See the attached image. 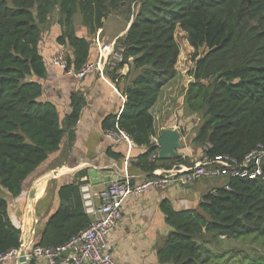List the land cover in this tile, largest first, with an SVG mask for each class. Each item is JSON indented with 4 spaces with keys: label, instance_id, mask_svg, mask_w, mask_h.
Here are the masks:
<instances>
[{
    "label": "trees",
    "instance_id": "16d2710c",
    "mask_svg": "<svg viewBox=\"0 0 264 264\" xmlns=\"http://www.w3.org/2000/svg\"><path fill=\"white\" fill-rule=\"evenodd\" d=\"M111 15L131 24L115 42L120 62L106 68L125 98L124 106L120 115L103 120V133L117 126L132 146L146 148L135 159L147 176L159 168L194 165L183 157L151 160L156 152L152 139L157 138L151 109L177 78L176 32L181 31L194 51L192 81L183 96L184 114L197 119L191 147L201 150L210 144L206 157H227L240 172L255 170V161L249 169L242 165L251 153L264 152V0H0V190L23 199L26 184L41 174L63 140L71 145L84 105L80 95L71 94L70 112L62 117L53 103L41 100L40 81L47 76L39 51L43 36L56 23L55 42L67 53L68 69L79 72L92 51L86 37L102 33ZM77 24L85 37L78 35ZM124 67L128 72L120 76ZM107 156L121 158L110 151ZM258 167L261 176L253 178L203 177H220L223 184L202 196L196 209L175 211L162 201L170 231L157 247L159 262L207 264L204 242L263 238L264 155ZM217 170L208 167L209 172ZM88 182V169H83L59 188V205L36 245L60 246L88 228L79 193V186ZM19 241L8 201L0 196V254L18 248ZM254 264H264V259L260 256Z\"/></svg>",
    "mask_w": 264,
    "mask_h": 264
},
{
    "label": "crops",
    "instance_id": "0c3cea01",
    "mask_svg": "<svg viewBox=\"0 0 264 264\" xmlns=\"http://www.w3.org/2000/svg\"><path fill=\"white\" fill-rule=\"evenodd\" d=\"M107 20L102 33L99 34L103 44L115 42L124 35L129 26V23L125 24L122 30H118L112 35L106 34ZM58 35L59 29L55 24L43 36L39 46L47 72L46 78L40 81L43 86L41 100L53 103L62 117L70 112L69 98L71 94L80 95L84 100V105L75 125L71 145L68 146L66 140H63L60 151L51 155L48 162L42 166L44 170L41 174L31 179L30 184L29 182L26 184L25 194L20 202L18 199H12L10 195L6 197L9 216L13 225L19 229L20 238L26 235L30 238L33 237L37 242L47 219L59 205L57 198L59 188L70 184L79 171L94 168L100 174L101 179L106 177L110 171L116 170L121 174L126 172L133 183L144 180L147 176L136 167L135 159L145 153L146 148L135 147L131 143L129 149L123 141L114 144L104 137L101 128L103 120L111 115H120L125 102L118 85L109 79L105 63H103L101 75L98 71H94L82 79H76L72 75L64 74L50 63L52 55L60 50L55 42ZM97 59V49L93 45L88 63H96ZM127 72L128 67H124L119 73L120 76H124ZM161 96L151 109L156 137L162 128L180 129L173 118L172 106L161 102ZM183 139L186 140V136H183ZM187 142L188 145L182 144L180 154L195 164L201 159V150H194L190 145V140ZM107 151L118 153L121 158L114 161L107 156ZM127 152L129 158L125 163ZM55 170L58 174L53 176L52 173ZM219 178L206 177L186 187L175 184L165 192L149 190L143 194L128 197L123 202L120 221L108 236L109 250L115 264H161L156 250L170 231L160 209L161 202L169 201L175 211L196 209L202 196L218 187L212 185L205 187L201 185L202 180L207 182L209 179ZM103 183L101 181L99 185L95 186V190L101 189ZM30 263L28 261L24 263L11 261L3 264Z\"/></svg>",
    "mask_w": 264,
    "mask_h": 264
},
{
    "label": "built area",
    "instance_id": "2783aa9c",
    "mask_svg": "<svg viewBox=\"0 0 264 264\" xmlns=\"http://www.w3.org/2000/svg\"><path fill=\"white\" fill-rule=\"evenodd\" d=\"M100 32H97L93 42L98 53L96 63H87L79 72H75L68 69L67 53L63 49L52 55L50 63L64 74L72 75L76 79H82L94 71H98L101 75L103 63L110 70L115 68L116 64L120 62L121 49L115 46L116 41L109 44L101 43ZM110 55L117 58V61L110 62ZM104 137L114 144L123 141L129 149L131 147L130 138L117 126L105 131ZM152 143L156 147V152L151 156V160L154 161L158 159L157 139H152ZM210 148L211 145L207 144L201 149V159L192 167L180 165L168 170L156 169L150 176L135 183L127 176L126 172L121 174L114 170L106 176L108 181L104 182L99 190H95V186L90 182L80 185L79 193L83 211L90 220L87 229L72 236L65 244L56 247L39 246L35 244L33 237L22 236L20 238L22 243L18 248L0 254V263L17 262L23 251L25 261L33 264H115L109 250L108 236L120 221L122 205L128 197H134L149 190L165 192L175 184L186 187L208 175L231 174L236 177L249 176L251 178L261 176L258 165L264 152L251 153L242 165L243 169H249L248 165L251 161H255V170L240 172L234 166L235 162L227 157H206L204 153ZM129 153L127 152L125 163H127ZM208 167H216L218 170L212 173L208 171Z\"/></svg>",
    "mask_w": 264,
    "mask_h": 264
},
{
    "label": "rangeland",
    "instance_id": "374dc122",
    "mask_svg": "<svg viewBox=\"0 0 264 264\" xmlns=\"http://www.w3.org/2000/svg\"><path fill=\"white\" fill-rule=\"evenodd\" d=\"M132 11H135V7L132 6ZM132 19V18H130ZM54 21V20H52ZM131 23V20L130 22ZM56 24V23H55ZM127 21L116 15H111L105 24V33L113 34L118 30H122ZM79 25L77 24V27ZM78 35L85 37V31L78 27ZM96 37V36H95ZM95 37H86L92 41ZM176 40L179 45L180 55L177 61V78L161 93V102H165L173 108V118L176 120V124L180 127V130L186 136V140L191 142L193 135L195 134L196 117L186 116L183 112V96L189 82L192 79L189 77V72L193 67L192 55L193 49L188 45L185 34L181 31L176 32ZM205 51H200L199 55L202 56ZM117 58L113 55L109 56L110 62H115ZM160 102V103H161ZM163 109V108H162ZM161 109V110H162ZM162 117V116H161ZM183 139V143L188 145V142ZM201 185L214 187L221 185L223 182L219 179H209L207 182L202 180ZM8 193L3 189L0 190V196L4 199L8 197ZM203 245L209 251V260L207 264H254L260 259V256L264 259V237L259 238L255 236H245L240 239L225 240L219 238L217 241L204 242Z\"/></svg>",
    "mask_w": 264,
    "mask_h": 264
},
{
    "label": "water",
    "instance_id": "95a60500",
    "mask_svg": "<svg viewBox=\"0 0 264 264\" xmlns=\"http://www.w3.org/2000/svg\"><path fill=\"white\" fill-rule=\"evenodd\" d=\"M131 23H129L130 26ZM128 26V27H129ZM183 137L181 130L179 128H162L157 137V158L161 161H168L172 159H176L182 157L180 154V150L182 149ZM58 172L55 170L52 175L56 176ZM88 180L93 186H97L103 182L108 181V177H103L101 179L100 174L94 168L88 169ZM20 244L22 243V239H20ZM21 263L25 262L24 252L22 251L21 256L18 260Z\"/></svg>",
    "mask_w": 264,
    "mask_h": 264
}]
</instances>
